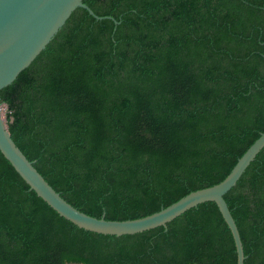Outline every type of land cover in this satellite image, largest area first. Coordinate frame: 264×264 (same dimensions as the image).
I'll use <instances>...</instances> for the list:
<instances>
[{
	"label": "trees",
	"instance_id": "16d2710c",
	"mask_svg": "<svg viewBox=\"0 0 264 264\" xmlns=\"http://www.w3.org/2000/svg\"><path fill=\"white\" fill-rule=\"evenodd\" d=\"M0 91L12 138L75 207L136 219L221 182L264 132V0H84ZM264 264V149L225 195ZM0 264H237L209 201L127 235L83 229L0 150Z\"/></svg>",
	"mask_w": 264,
	"mask_h": 264
},
{
	"label": "water",
	"instance_id": "95a60500",
	"mask_svg": "<svg viewBox=\"0 0 264 264\" xmlns=\"http://www.w3.org/2000/svg\"><path fill=\"white\" fill-rule=\"evenodd\" d=\"M86 9L97 20L113 16L98 15L84 0H0V91L12 84L46 49L77 8ZM0 99V150L39 197L62 217L75 225L105 235H127L151 230L168 223L205 202H215L227 222L236 245L237 264L247 258L240 230L225 199L257 155L264 149V132L238 159L230 173L219 183L190 192L161 210L136 219L111 220L81 211L58 192L29 160L12 138Z\"/></svg>",
	"mask_w": 264,
	"mask_h": 264
},
{
	"label": "rangeland",
	"instance_id": "374dc122",
	"mask_svg": "<svg viewBox=\"0 0 264 264\" xmlns=\"http://www.w3.org/2000/svg\"><path fill=\"white\" fill-rule=\"evenodd\" d=\"M5 110H6V106L4 107V111H3L4 116H5Z\"/></svg>",
	"mask_w": 264,
	"mask_h": 264
}]
</instances>
